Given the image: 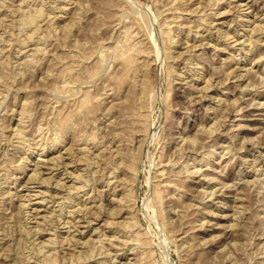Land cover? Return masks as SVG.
I'll use <instances>...</instances> for the list:
<instances>
[{
	"label": "rangeland",
	"instance_id": "374dc122",
	"mask_svg": "<svg viewBox=\"0 0 264 264\" xmlns=\"http://www.w3.org/2000/svg\"><path fill=\"white\" fill-rule=\"evenodd\" d=\"M82 1L32 0L30 8L26 7L25 9L30 12L33 10L34 12L36 8L38 9L40 7L41 2H43L44 9L46 11L51 10V16L56 19L53 20V18L49 16L44 17L46 22L42 20V26L39 28L43 29V31L39 30V37L41 36L40 38H43L42 41L39 37H36L33 43L29 41L28 46L24 48L18 45V39L22 40L23 37H27L28 34V29L23 30L25 28L22 29V26L20 28V23L18 24L16 21L21 17V13L17 16L12 8L11 10L9 9L7 11L9 15L7 23L6 20H2V17H0L2 20L0 22V34H5L4 40L0 39V50L4 49L2 51L3 56L5 54V56L11 57L10 59L13 61L11 66L14 72L13 77L8 79L0 75V192L4 195H0V207L1 210H4L7 218H5L4 224L0 225L1 229L2 226L4 228L2 231L0 229V233L4 234V240L8 243L6 244L5 242L0 246V264H25L24 262L30 264V260L33 264H48L44 262V260L42 261L41 254L39 255L37 253V247H41V244L42 247L44 246V250L47 248L45 251L48 253L50 251L51 253L56 252V250L59 251L58 253L61 260L60 263L58 259L59 264H63V262L64 264H67V262L71 264L73 261L75 264H99L100 262H104L105 264H128L136 261L138 263L140 261V264L141 262H144L143 264H264V84L262 81L260 82L264 77V31L254 34L253 39L258 38L259 45L257 47L255 46V50L253 51L249 52L248 49L244 52L239 51L238 49L245 47V45L234 44V40L237 38L239 41L247 39L257 23L264 24V0H221V2L216 5L208 3L209 0H180L172 6H170V0H111L112 6L110 8L104 6V3H100L103 0H99V2L97 0ZM132 5L133 7H131ZM18 6H20V0H15L13 7L18 9ZM63 6L68 7V12L66 11V13H63L61 11ZM101 6L103 9L104 7L106 8V11L104 9L105 12L102 11L103 9ZM75 7H77V9H75ZM177 7L178 9H175ZM212 7L214 8L211 9ZM109 9L111 11H109ZM29 11L27 13H29ZM116 12L119 13L116 14ZM220 12L221 14H219ZM122 13H124V19L122 18L119 21L116 20L115 23L114 19L116 16ZM175 15H180L179 21L174 19L173 16ZM204 16L208 19H205ZM181 18H183V20H181ZM198 19L200 21H198ZM11 20L15 21V25L13 28H7L6 24H8V22H13ZM3 22H5V24H3ZM141 22L146 23L148 27ZM198 23H200V26L202 25V28L197 25L195 26L196 29L191 27ZM48 24L52 25L47 27L46 25ZM179 24H181V26H179ZM65 26L68 31H64V28H66ZM125 26L130 28L128 29L131 32L133 42L141 41L139 43L141 46L137 48L138 51L144 48V53L140 54L137 52V56L140 57L146 54L145 58H149V61H151L150 63L153 64H151L153 68L151 71H154L152 72V91L150 90L146 95L143 94V96L145 95V97H147H144L147 103L144 100L145 105L142 110V121H140V123H142L139 125L142 128L141 130L144 129L142 132L140 131L144 133V141L141 146H138V150H135V144L138 143V141L135 140L136 134L132 131L131 123H124L126 120L132 121L133 117L136 115H132L130 110L127 109L129 106V96H134L132 95L134 94L132 88H134L133 84L135 79L132 76L130 79L121 81L120 78L123 73L121 65L122 60L119 58H117V60H114V58L112 59L113 50L111 47L118 42L122 45L120 41L125 39V33H123ZM182 26L183 28L181 29ZM17 27H19V29ZM145 27H147V29ZM49 28H51L52 31H50ZM44 29L46 30L44 31ZM147 31L149 32L147 33ZM167 31H171L169 34L170 36L167 35ZM162 32H164V34ZM196 32L199 33L198 36ZM137 33L138 35L135 36ZM9 35L11 38L15 37V39L10 40V37H8ZM226 35L228 39L230 38L229 40ZM219 36L221 37L219 38ZM171 37H174L175 41L171 40L170 43L169 40ZM44 39L45 41H43ZM8 40H10V42ZM14 40L15 42H12ZM38 42H41V44ZM227 43L231 44L228 45ZM249 43L250 42L246 41L247 47H249ZM195 45H197V47L193 48ZM38 47H40V49L43 47V49L37 52L36 49ZM97 49L99 50L98 53L101 52L105 55V63H103L105 65L102 66L99 75H93L89 70H93V67H90L93 64V58L91 59V57L93 53H97ZM34 51L35 57H37L38 60L34 57V60L32 59L29 63H35L32 65L26 63L25 65V58ZM146 51H151V54ZM78 52L86 53L88 54L87 56L91 54L90 60L92 62L90 66H88L89 68L82 72L79 81H71L69 75L60 74V64L64 65V63L70 64L72 62H78ZM183 52L184 54H182ZM37 53H39V55ZM75 54L77 55L75 56L76 59L72 56ZM56 59L59 63H55ZM197 62L200 63L199 66H197ZM202 65L204 69L201 70L199 67ZM195 69H198L199 75L197 76L205 75L206 78H209L208 75H212L211 73L219 70L221 75L219 78L217 75L211 76V83L213 82V86L210 88L209 93L213 94V96L204 97L200 96V93L195 92L196 90L194 89L196 86H199L198 90L205 86L204 82H200L199 84L195 83L193 87L191 86L193 82L189 84L186 83L187 79L190 80L191 77L182 79L193 73ZM231 70H233L234 73ZM226 73L231 75H226ZM216 77L218 79H216ZM221 79L224 81H221ZM217 81L219 84H217ZM64 82L67 83V85H65ZM224 82L226 84H224ZM189 85L194 89H190ZM84 90H89L87 95L84 94ZM189 93L192 95H189ZM218 93L220 96H217ZM82 98L87 101L86 105L84 104L85 107L80 104ZM189 99L190 101H188ZM1 101H3V104ZM63 103H66L65 107H67L68 110L70 107L74 109V107L77 106V108L79 107L80 109L82 106V109H76L78 111H76L75 118L72 120L73 123L71 122L68 126L64 123L58 124L55 122V119L58 121L55 111H57L59 105ZM90 107L91 111H88ZM20 110L21 112H19ZM64 110H66V108ZM23 111V116L25 118L23 117L24 119L21 121V114ZM86 111L89 113H86ZM107 111L109 112L108 115L106 114ZM218 115L223 119L219 118L220 122L214 125V130L219 127V129H216L217 132L212 129L208 131L209 134L204 132V134L199 135V146L195 147L198 149V147L200 148L201 146L200 151L197 149L195 150L192 146L190 148V141L188 143L185 137L188 135L187 138H190L196 135V133H199L196 131L200 130L198 127L202 124L205 125L207 129H210L208 126H210L211 123L214 124L213 122L218 119ZM111 119L117 122L118 128L115 131H112ZM222 120L224 123H222ZM58 125L61 127H63V125L66 126H64V129V127L58 128ZM108 125H110V127ZM19 128H23L22 130H24V133H20L18 131ZM66 128L69 130L66 131ZM60 131H64L63 133L67 132L65 133V142L63 140V142H61L62 144L60 143L55 149L51 148L55 137L58 136L57 134H60ZM94 131L97 132L99 137H103L105 141H108V144L114 140V142L116 141V145L121 144L125 153L129 154L130 152L131 154V152L135 150L137 154L135 158L132 159L135 160L133 161L134 167L131 166V168H128L126 171H123V167L119 164L118 159L113 161L115 166H119L116 175H118L119 181L123 182L124 188L122 191V186H118V192L114 193V188L109 185L107 186L106 182L100 184L95 180L93 173L94 168H88L85 161H79L76 151L67 150V147L72 144V140L70 139H72L73 135L75 136L74 133H76L75 138H78L77 140H80V143H82L81 145L79 144V148H83L85 145L83 141L87 139L89 135L92 137ZM115 132L117 133L115 134ZM18 133L21 134V136ZM181 136H183L182 139ZM204 138H206L205 141ZM202 140L203 142H201ZM114 142L112 143L113 145ZM184 142L186 143L185 147H189L188 151L183 145L181 146L184 148L182 150L179 146V144H185ZM202 145L204 146L202 147ZM90 147L92 149L89 151V155L91 154L90 157L93 160L94 149L92 145H90ZM190 149H192V151ZM209 149L216 150L217 155L215 157H207V151ZM196 151L199 153H196ZM59 153L62 154L61 160L63 162L60 161L59 165L55 168L53 165H50L47 160L49 158L51 159L53 156L60 155ZM197 158L200 161H198ZM92 160L90 162H92ZM167 161L170 162L168 163ZM61 163L64 165L62 166ZM172 163H174V165L176 164L175 168ZM36 165H40V167L37 168L40 170H36ZM90 165L93 166V162L89 163V166ZM189 167L190 169H188ZM196 167L198 172H196ZM164 169L168 172L165 170L164 172L167 174L165 173L164 176L161 175L163 177H160L159 172ZM169 169L172 173H178V176H180L179 181L170 182L171 174H169ZM34 170L38 171V175L40 176H36L39 178H37V180L34 178L32 181L29 175H31ZM188 170H194L195 172L193 171L190 176ZM199 170H202V173ZM80 171L81 174H86L88 176L90 174L89 179L91 181L87 180V182L83 184L84 186L81 188L79 194H74L71 192L72 190L70 187L78 182L76 176ZM102 171L99 173L100 177L107 181L109 172ZM168 174L170 177H168ZM48 175H50V179ZM184 175L188 180L183 178ZM61 176L62 178H60ZM47 178L49 182H47ZM59 179H61V183L64 185L66 182L67 188H65V186L63 188ZM29 180L32 182H29ZM51 180L52 182H50ZM88 182H90V186ZM40 183H42V185ZM118 184L121 183L117 182L115 185ZM84 187L85 189H83ZM243 187H245L246 190H244L245 188ZM248 187L249 190H247ZM187 189L189 190L187 191ZM6 190L8 193L9 190L11 191L12 197L7 195L8 193L6 194ZM92 190L94 192H92ZM96 190L98 192H96ZM202 190L205 191L203 192ZM29 195L32 198H29ZM179 195L184 196H180L179 198ZM23 196L28 198L26 199V197ZM71 196H74L73 205L77 207H75V209L78 210L80 207L79 210H84L83 212H78L81 219L79 225H77V223L74 224L75 221L77 222V218L75 221H72L68 215V208L70 207L66 206L65 202ZM123 196H125L124 199L126 200L125 204H123L124 214L121 216L122 218L120 217L118 220L126 221V215H128L129 218L133 216L136 224L134 226L135 233L137 231L140 233L142 232L139 236L141 241L129 237L128 240L126 239L127 242L130 240L129 243H127L126 240L118 234V227L109 224L110 217L108 216V212L112 211L113 201H119ZM176 196L178 197L176 198ZM46 197L49 200H46ZM93 198L95 199L93 200ZM43 199H45V202H43ZM64 199L66 200L65 202H63ZM77 199H80L79 203ZM101 202L102 205H100ZM84 204L85 207L87 204V207L93 209L92 212L95 214L94 216H92L90 212L88 213ZM26 205L28 207H26ZM94 205L101 206L102 208L104 207L101 212L103 216L98 215L100 214L97 211L99 207ZM54 207L56 212L53 211ZM54 213L56 216L51 215ZM64 213L66 215H64ZM43 214L46 215L43 216ZM62 214L63 217L61 216ZM84 215L87 216V218ZM97 215L101 217L100 221L97 219L99 218ZM239 215L242 216L239 217ZM11 216L15 219L11 218ZM52 216L54 218H52ZM91 216L94 219H92ZM88 219H90V221H88ZM42 220H44V222ZM15 221H17V223H15ZM18 221L21 223L18 224ZM69 222H73V224L70 225ZM233 223L235 224L233 225ZM13 224L15 225L13 226ZM36 229L37 231H35ZM20 232L23 233V235H20ZM76 232L77 234L73 236V233ZM37 233H39V235ZM90 235L92 236L89 239L95 238V240L93 239L92 241L93 243L96 242L98 245H100L101 240L99 241L97 237L101 239L103 236L106 237V235L111 237H107L109 241L106 242L105 249L99 248L100 251L98 250L96 254H93V258L88 261V258H85L87 246H85L82 240L86 241ZM52 236H56L58 241L62 239L61 241H63L64 246H61L60 242L57 243L56 246L55 244L53 246V244L51 245L47 242L49 238H53ZM65 236L69 238L67 239ZM80 236L82 237L81 241ZM113 237H118V239L115 238L116 240H113ZM26 238H28L27 241ZM75 238H77V241ZM14 239L15 242L13 241ZM20 239L22 240L20 241ZM111 240H113L112 243ZM75 241L76 244H73ZM146 241L148 242V244L146 243L147 246L145 245ZM118 242L120 244L122 242V245L125 244L127 247L125 245L120 246V244L118 246ZM139 242H142V246ZM69 244L70 246H68ZM235 244L238 245L235 246ZM28 245L29 247H27ZM46 245H49V248ZM54 248L55 250H53ZM57 248H59V250ZM72 249L74 250L73 256ZM101 250H107L108 252L100 253L102 252ZM75 252H79V255L85 256L84 260L83 258L79 260L81 263L78 260L77 263L74 259V256L75 258L78 256ZM33 254L35 255L33 256ZM70 255L72 257H70ZM22 256L24 258H22ZM58 262L53 264H58Z\"/></svg>",
	"mask_w": 264,
	"mask_h": 264
},
{
	"label": "bare ground",
	"instance_id": "6f19581e",
	"mask_svg": "<svg viewBox=\"0 0 264 264\" xmlns=\"http://www.w3.org/2000/svg\"><path fill=\"white\" fill-rule=\"evenodd\" d=\"M32 0H20V6H18L17 8L18 9H16L15 7H13L14 6V3H15V0H0V17H2V20H6V23H7V18L9 17V15L7 14V11L10 9L11 10V8L14 10V12L16 13L15 15H19V13H21V17L20 18H18V20H16L17 22H18V24L20 23V28H21V26H22V29L23 28H25V29H23V30H27L28 29V34H27V37H23V39L22 40H20V39H18V45L19 46H21V48H24V47H26V46H28V42L29 41H31L32 43H33V40H35V38L36 37H39V30H41V31H43V29H39L41 26H42V23H41V21L42 20H44L45 21V18L44 17H47V16H49V17H51V18H53L52 16H51V10L50 11H46L45 9H44V4H43V2H41V5H40V7L37 9L36 7V10L33 12V10H32V12H30L29 10H27V9H25L26 7H29L30 8V3H32L31 2ZM72 1V0H71ZM79 1V0H78ZM82 1V0H81ZM86 1V0H85ZM87 1H89V0H87ZM98 2H99V0H97ZM111 0H103L102 2H100L101 4H103L104 6H106V7H111L112 6V3L110 2ZM177 1H180V0H170V6H172V5H174ZM60 2V1H59ZM83 2V1H82ZM221 2V0H209V2L208 3H212V5H216V4H218V3H220ZM133 3V2H132ZM36 4V3H35ZM61 4V3H60ZM79 4V3H78ZM81 4V3H80ZM243 4V3H242ZM18 5V4H17ZM52 5V4H51ZM113 5H114V1H113ZM115 5H117V4H115ZM136 5V4H135ZM205 5V4H204ZM212 5H210V6H212ZM34 6V5H33ZM202 6H203V4H202ZM201 6V7H202ZM208 6V5H207ZM232 6V5H231ZM238 6V5H237ZM236 6V7H237ZM48 7V6H47ZM46 7V8H47ZM77 7H78V5H77ZM77 7H75V9H77ZM102 7V6H101ZM131 7H133V5L131 6ZM205 7H206V5H205ZM28 8V9H29ZM35 8H33V9H35ZM67 8L68 7H64L63 6V8L61 9V11L63 12V13H66V11H67ZM169 8V7H168ZM214 7H212L211 9H213ZM250 8V7H249ZM102 9H103V7H102ZM104 9H105V11H106V8L104 7ZM104 9L102 10L103 12H105L104 11ZM131 9H133V8H131ZM136 9V8H135ZM175 9H178V7L177 8H175ZM202 9V8H201ZM205 9V8H204ZM237 9V8H236ZM108 10V9H107ZM113 10V9H112ZM194 10V9H193ZM29 11V13H27ZM46 11V12H45ZM55 11V10H54ZM109 11H111L110 9H109ZM119 11V10H118ZM137 11V10H136ZM68 12V11H67ZM124 12V11H123ZM195 12V11H194ZM12 13V12H11ZM75 13V12H74ZM113 13H114V11H113ZM119 12H116V14H118ZM53 14V13H52ZM104 14V13H103ZM200 14V13H199ZM208 14V13H207ZM219 14H221V12L219 13ZM11 15V14H10ZM14 15V14H13ZM182 15V14H181ZM218 15V14H217ZM58 16V15H57ZM56 16V17H57ZM63 16V15H62ZM116 16V15H115ZM123 16H124V13H122V14H120L119 16L117 15L116 16V18L114 19V22L116 23V20L117 21H119L120 19H122L123 18ZM219 16V15H218ZM106 17V16H105ZM112 17V16H111ZM129 17V16H128ZM174 17V19L175 20H180L179 19V17H180V15H175V16H173ZM203 17V16H202ZM205 17V19L207 18L206 16H204ZM208 17H209V15H208ZM44 18V19H43ZM184 18V17H183ZM183 18H181V20H183ZM9 19V18H8ZM11 19V18H10ZM56 19V18H55ZM54 18H53V20H55ZM124 19V18H123ZM142 19V18H141ZM140 19V20H141ZM204 19V20H205ZM208 19V18H207ZM256 19V18H255ZM1 19H0V22L2 21ZM52 20V21H53ZM185 20V19H184ZM11 21H13V20H11ZM58 21V20H57ZM57 21H56V23H57ZM149 21H151V20H149ZM148 21V22H149ZM198 21H200L199 19H198ZM14 22L15 21H13V22H8V24H6V27L8 28H10V27H14ZM46 22V21H45ZM47 22H48V20H47ZM55 22V21H54ZM59 22V21H58ZM177 22V21H176ZM205 22V21H204ZM207 22H208V20H207ZM141 23H143V22H141ZM3 24H5V22H3ZM2 24V25H3ZM146 23H143V25H145ZM182 24V23H181ZM181 24H179V26H181ZM192 24V23H191ZM1 25V26H2ZM16 25H17V23H16ZM50 25H52V24H50ZM49 24L48 25H46L47 27L48 26H50ZM60 25V24H59ZM187 25V24H186ZM199 26L200 28H202L201 26H200V23H198V24H195V25H193V26H191L192 28L194 27L195 29H196V27L195 26ZM203 25H205V24H203ZM18 26V25H17ZM67 26V25H66ZM65 26V27H66ZM141 26H142V24H141ZM140 26V28L142 29V27ZM146 26H147V24H146ZM55 27V26H54ZM148 27V26H147ZM147 27H145L146 29H147ZM210 27V26H209ZM18 29H19V27H17ZM43 28V27H42ZM129 27H127V26H125V28H124V31H123V33H125V36H124V38L125 39H122L123 41H120V42H122V45L121 44H119V42L116 44L115 43V45L113 46V47H111L112 48V50H113V56H112V59L114 58V60H117V58H119V59H121L122 60V63H121V65H122V70H123V73H122V76H121V81H123V80H125V79H130L132 76L134 77V79H135V82H134V84H133V87L134 88H132L133 89V91H134V94H132V95H134V96H129L130 98H128V100H129V106L127 107V109L128 110H130V113H132V115H135L134 117H133V119H132V121H130V120H126V121H124V123L125 124H128V123H131V127H132V131H134L135 132V134H136V136H135V140L136 141H138V143H136L135 144V150H138V146H141V144H143V141H144V133H141L143 130H141L142 128L140 127V125H141V123H140V121H142V110H143V108H144V100H145V98H147V97H145V95H146V93L147 92H149L150 90H151V88H153V80H152V78H153V75H152V72H154V71H151V69L153 70V68H152V66H151V64L152 63H150L151 61H149V58L148 59H146L145 58V56H146V54L145 55H142V56H137V54L138 53H140V54H143L144 53V51H143V49H141V51L139 50L138 51V46H141L139 43L141 42V41H138V42H133L132 41V38H131V32H130V28L128 29ZM183 28V26L181 27V29ZM185 28V27H184ZM199 28V29H200ZM50 29V31H52L51 30V28H49ZM68 29H69V26H68ZM46 29H44V31H45ZM67 30V27L66 28H64V31H66ZM143 30V29H142ZM218 30H220V29H218ZM14 31V30H13ZM13 31H11V32H13ZM20 31H21V29H20ZM49 31V30H48ZM68 31V30H67ZM146 31V30H145ZM164 31V30H163ZM193 31V30H192ZM198 31V30H197ZM237 31V30H236ZM262 31H264V24L262 25V24H258L257 23V25L254 27V30L253 31H251V34L248 36V38L247 39H245V40H243V41H239V39L237 38L236 40H234L235 41V43H234V41H233V43L234 44H241V45H245V47H243V48H241V49H238L239 51H242V52H244V51H246L247 49H248V51L250 52V51H253V50H255L254 48H255V46L257 47L259 44V39L258 38H255V39H253V36H254V34L255 33H257V32H262ZM2 32V31H1ZM24 32V31H23ZM27 32V31H26ZM121 32H122V30H121ZM149 31H147V33H148ZM165 32H166V30H165ZM170 32L171 31H167V35L168 36H170L169 34H170ZM189 32H190V29H189ZM217 32V31H216ZM139 33V32H138ZM138 33L137 34H135V36L136 35H138ZM163 34H164V32H162ZM197 33V32H196ZM12 34V33H11ZM10 34V35H11ZM162 34V35H163ZM191 34V33H190ZM258 34V33H257ZM10 35L8 36V37H10ZM14 35V34H13ZM41 35V34H40ZM166 35V34H165ZM188 35H189V33H188ZM199 35V33H197V36ZM224 35H225V33H224ZM228 36H230L229 34H227ZM227 35H226V37H227ZM240 35V34H239ZM45 36V35H44ZM196 36V37H197ZM235 36V35H234ZM41 37V36H40ZM39 37V38H40ZM43 37V36H42ZM189 37V36H188ZM221 36H219V38H220ZM231 37V36H230ZM233 37V36H232ZM246 37V36H245ZM4 38H5V34L3 33V35L2 34H0V39H2V40H4ZM7 38V37H6ZM19 38V37H18ZM46 38V37H45ZM199 38V37H198ZM235 38V37H234ZM233 38V39H234ZM10 40H12V39H15V37H13V38H9ZM43 39V38H42ZM42 39L40 38V40L42 41ZM189 39V38H188ZM187 39V40H188ZM227 39H228V37H227ZM230 39V38H229ZM228 39V40H229ZM1 40V41H2ZM10 40H8L9 42H10ZM143 40V39H142ZM171 40H173V41H175L174 40V37H171L170 38V43H171ZM7 41V40H6ZM17 41V40H16ZM38 41V40H37ZM43 41H45V39L43 40ZM47 41V40H46ZM239 41V42H238ZM246 41H248V42H250L249 43V47H247L246 46ZM8 42V43H9ZM12 42H15V40L14 41H12ZM219 42V41H218ZM256 42H257V44H256ZM35 43V42H34ZM38 43H40L41 44V42H38ZM189 43V42H188ZM178 44V43H177ZM211 44V43H210ZM228 44V43H227ZM231 44V43H230ZM230 44H228V45H230ZM261 44V43H260ZM17 45V46H18ZM35 45H36V43H35ZM43 45V44H42ZM35 47V46H34ZM195 47H197V45H195L193 48H195ZM199 47V46H198ZM234 47V46H233ZM3 49V48H2ZM26 49H28V48H26ZM25 49V50H26ZM43 49V47L40 49V47H38L37 49H36V51L38 52L39 50H42ZM94 49V48H93ZM159 49V48H158ZM4 50V49H3ZM3 50H0V75H2L3 77H5L6 79H8V78H12L13 77V74H14V72H13V70H12V66H11V63L13 62V61H11V57H9V56H5V54H4V56L2 55V51ZM96 50V49H95ZM159 50H161V49H159ZM24 51V50H23ZM98 49H97V53H98ZM102 51V50H101ZM152 51V50H151ZM151 51H146V52H150V54H151ZM189 51V50H188ZM21 52V51H20ZM41 52H43V51H41ZM94 52V51H93ZM138 52V53H137ZM160 52V51H159ZM11 53V52H10ZM40 53V52H39ZM39 53H37L38 55H39ZM79 54H78V57H77V61L78 62H72V63H70V64H65L64 62H62V63H64V65H62V64H60V69H59V71H60V74L62 73V75L63 74H66V75H69L70 76V78H71V81L73 80V81H79V77L82 75V72H84V70L85 69H87V68H89L88 66H90V64H91V60H90V57L92 56L91 54H89V56H87L88 54H86V57H85V54L82 52V53H80V52H78ZM97 53H93V56L91 57V59L93 58V64H92V66H90V67H93V70H89V71H91L92 73H93V75H99V71L101 70V68H102V66H104L105 64H103V63H105V55H103L101 52H99L98 54ZM156 53V52H155ZM193 53V52H192ZM247 53V52H246ZM253 53V52H252ZM41 54V53H40ZM77 54V53H76ZM72 55V56H74V58H75V56H77V55ZM96 54V55H95ZM139 54V55H140ZM182 54H184V52L182 53ZM188 54H189V52H188ZM251 54V53H250ZM91 55V56H90ZM147 56H148V53H147ZM188 56V55H187ZM34 57H35V51L33 52V53H30V54H28L27 55V58H25L26 59V61H24L25 62V65H26V63H29L30 61H32V59L34 60ZM149 57V56H148ZM196 57V56H195ZM143 58V59H142ZM192 58H193V56H192ZM24 59V60H25ZM35 59L36 60H38L37 59V57H35ZM76 59V58H75ZM141 59V60H140ZM35 60V61H36ZM73 60V59H72ZM23 61V60H22ZM54 61V60H53ZM74 61H76V60H74ZM198 61V60H197ZM55 62V61H54ZM53 62V63H54ZM33 63H35V62H32V64ZM55 63H59V61H57V59H56V62ZM190 63V62H189ZM188 63V64H189ZM30 64V63H29ZM32 64H30V65H32ZM103 64V65H102ZM199 62H197V66H199ZM153 65V64H152ZM191 65V64H190ZM21 66V65H20ZM27 66H29V65H27ZM26 66V67H27ZM59 66V65H58ZM239 67V66H238ZM243 67V66H242ZM199 68H201V70L202 69H204V66L202 65V66H200ZM217 68V67H216ZM219 68V67H218ZM217 70V69H216ZM251 70V69H250ZM88 71V72H89ZM214 71H215V69H214ZM222 71V70H221ZM233 73H234V71L233 70H231ZM230 71V72H231ZM86 72V71H85ZM207 72V71H206ZM236 72V71H235ZM222 73V72H221ZM212 75H208L209 76V78H206L205 77V75H200V76H197V75H199V73H198V69H195V71H193V73H191L190 75H187L186 77H184V78H182V79H187V78H190L191 77V79L190 80H188L187 79V82L186 83H191V82H193L192 84H191V86H193L195 83H200V82H204V84H205V86L204 87H202V88H200L199 90H198V87L199 86H196L195 87V89L193 88V87H191L190 85V89L191 88H193L194 90H196L195 92H198V93H200V96H204V97H208V96H213V94H210L209 93V90H210V88H212V83H211V80H212V77H213V75L214 76H218V78H219V76H221L220 75V72H219V70L218 71H215V72H213V73H211ZM227 74H229V73H226V75ZM231 74H229V76H230ZM233 75V74H232ZM197 76V77H196ZM212 76V77H211ZM262 77V76H261ZM206 78V79H205ZM217 77H216V79H218ZM215 79V78H214ZM223 79V78H222ZM221 79V81H224V80H222ZM260 79V78H259ZM10 80V79H9ZM69 81V80H68ZM215 81V80H214ZM220 81V80H219ZM262 81V83L264 84V77L262 78V80H260V82ZM65 83V82H64ZM68 84H69V82H68ZM217 84H219V82L217 81ZM221 84V83H220ZM224 84H226L225 82H224ZM65 85H67V83H65ZM70 85V84H69ZM68 85V86H69ZM187 85V84H186ZM222 85V84H221ZM188 86V85H187ZM214 86H216V85H214ZM218 86V85H217ZM225 87H226V85H225ZM219 88V87H218ZM192 89V90H193ZM202 89V90H201ZM204 89V90H203ZM216 89V88H215ZM113 90V89H112ZM193 90V91H194ZM212 90V89H211ZM226 90V89H225ZM255 90V89H254ZM152 91V90H151ZM192 91V92H193ZM247 91V90H246ZM84 94L85 95H87L88 94V92H89V90H84ZM191 92V93H192ZM228 92H229V90H228ZM191 93H189V95L191 94ZM243 93V92H242ZM113 94V93H112ZM143 94H145L144 96H143ZM148 94V93H147ZM195 94V93H194ZM261 94V93H260ZM192 95V94H191ZM222 95V94H221ZM194 96V95H193ZM217 96H220L219 95V93L217 94ZM145 97V98H144ZM222 97V96H221ZM113 98V97H112ZM201 98H203V97H201ZM239 99V98H238ZM2 100V99H1ZM198 100V99H197ZM196 100V101H197ZM243 100V99H242ZM5 101V100H4ZM81 102H80V104L81 105H83L84 106V104L86 105V103H87V101L85 100V99H81L80 100ZM188 101H190V99L188 100ZM221 101V100H220ZM224 101H226V100H224ZM252 101H254V100H252ZM259 101V100H258ZM2 102V104H3V101H1ZM145 102L147 103V100H145ZM192 102V101H191ZM65 104L66 103H63V104H61V105H59V108L57 109V111H55L56 112V116H57V120L59 121H56V119H55V122H57L58 124H60V123H64V124H66L67 126L72 122L73 123V119L75 118V114L77 113L76 111H78V110H80V109H82V106L80 107V109H79V107L77 108V106H75L74 107V109H71V107L69 108V110H68V108L67 107H65ZM221 104V103H220ZM252 104V103H251ZM193 105H194V103H193ZM80 106V105H79ZM218 106V105H217ZM85 107V106H84ZM88 107V106H87ZM66 108V110H64ZM215 108V107H214ZM217 108V107H216ZM76 109H78V110H76ZM85 109H87V108H85ZM94 109V108H93ZM222 109V108H221ZM224 109V108H223ZM22 110V109H21ZM21 110L19 111V112H21ZM64 110V111H63ZM91 111V107L90 108H88V111ZM213 110V109H212ZM239 110V109H238ZM25 111V110H24ZM24 111L22 112V114H21V121L25 118L23 115H24ZM82 111H84V110H82ZM88 111H86V113H89ZM94 111V110H93ZM211 111V110H210ZM85 113V114H86ZM108 111H107V115H108ZM217 114V113H216ZM25 115H26V113H25ZM110 115V114H109ZM55 116V117H56ZM215 116V115H214ZM219 116V115H218ZM24 117V118H23ZM217 117V116H216ZM215 117V118H216ZM29 118V117H28ZM110 118V117H109ZM219 118H221L220 116L218 117V119H216L215 120V122H213L214 124H212L211 123V125H212V127H211V125L210 126H208V127H210V129H207L206 128V126L205 125H201L200 127H198V128H200V130L199 131H196V132H199V133H196V135H194L193 137H190V138H187L188 137V135H187V137H185V139H187V141H188V143H189V141H190V146H189V144H188V146L191 148V146H192V148H195V150L197 149L196 147L197 146H199L198 145V143L200 142L199 141V135H202V134H204V132H207L208 133V131L210 130H212L213 128H214V125H217L220 121H219ZM227 118V117H226ZM221 119H223V118H221ZM19 120V119H18ZM114 120V119H113ZM214 120V119H213ZM20 121V122H21ZM223 121V120H222ZM226 122V121H225ZM27 123V122H26ZM110 123H111V127H112V131H115L118 127V125H117V122H115V120L114 121H112V119L110 120ZM222 123H224V121L222 122ZM19 124H21V123H19ZM109 124V123H108ZM140 124V125H139ZM56 125V124H55ZM66 125H63V127L64 126H66ZM74 125V124H73ZM220 125V124H219ZM71 126V125H70ZM109 127H110V125H108ZM41 127V126H40ZM63 128V127H61V126H59L58 125V128ZM23 128H24V126H23ZM22 128V129H23ZM216 128V127H215ZM218 129H219V127H217ZM216 128V129H217ZM230 128V127H229ZM15 129V128H14ZM17 129V128H16ZM21 128H19L18 129V131L20 132V133H24L23 131L24 130H22ZM25 129V128H24ZM39 129V128H38ZM64 129H65V127H64ZM110 129V128H109ZM214 130V131H216L217 132V130ZM40 130V129H39ZM63 130V129H62ZM69 130V129H68ZM67 130V128H66V131H68ZM229 130V129H228ZM15 131V130H14ZM25 131H26V129H25ZM141 131V132H140ZM221 131V130H220ZM42 132V131H41ZM45 132V131H44ZM64 132V131H63ZM63 132H61L60 131V134H57L58 136L57 137H55V140L53 141V144H52V146H51V148H56L61 142H63V140H64V138L66 137V135H65V133H67V132H65V133H63ZM218 132H219V130H218ZM117 132H115V134H116ZM206 133V134H207ZM213 133V132H212ZM211 133V134H212ZM19 134V133H18ZM75 134V136H76V133H74ZM209 134V133H208ZM219 134V133H218ZM222 134V133H221ZM20 136H21V134H19ZM25 135V134H24ZM213 135H214V133H213ZM217 135V134H216ZM22 136H23V134H22ZM34 136V135H33ZM45 136V135H44ZM75 136L73 135L72 136V139H70V140H72V144H70L68 147H67V150H71V151H76L77 153H78V159H79V161H85V163L88 165V168L89 167H93L94 168V171H93V173H94V176H95V180H97L100 184H104L105 182L107 183V186L109 185V186H112L113 188H114V193H117L118 192V190H117V187L118 186H122V188H121V191L123 190V182H121V181H119L120 179H118V175H116V173L118 172V168H119V166L117 167V166H115L114 165V163H113V161L114 160H117L118 159V161H119V164L123 167V171H126L128 168H131V166H133L134 167V165H133V161H135V160H132V159H134L135 158V155H137L136 153H135V150L133 151V152H131V154H130V152H129V154L128 153H125L123 150H124V148H122L121 147V144H118V145H116V141L114 142V140H112L109 144L107 143L108 141H105V139H103V137H99L98 136V134H97V132L96 131H94L93 132V136L91 137L90 135V137L88 136V138L87 139H85L84 141H83V143L85 144L84 145V147L83 148H79L80 146H79V144L81 145L82 143H80V140L78 141L76 138H75ZM228 136V135H227ZM209 137V136H208ZM18 138H21V137H18ZM25 138V137H24ZM183 138V136H181V139ZM26 139V138H25ZM48 139V138H47ZM189 139V140H188ZM205 139L206 138H204V141H205ZM215 139V138H214ZM23 140V139H22ZM35 140V139H34ZM200 140H201V138H200ZM52 141V140H51ZM135 141V142H136ZM187 141H185V142H187ZM64 142H65V140H64ZM114 142V145L112 144ZM184 142V143H185ZM201 142H203V140L201 141ZM217 143H219L218 141H216ZM215 142V143H216ZM69 143V142H68ZM121 143V142H120ZM214 143V142H213ZM24 144H25V142H24ZM27 144V143H26ZM30 144V143H29ZM62 144V143H61ZM112 144V145H111ZM221 144V143H220ZM39 145V144H38ZM49 145H50V143H49ZM90 145H92L93 146V160H92V158L90 157V155H89V151L92 149L91 147H90ZM116 145V146H115ZM183 145V147H185V145H186V143L185 144H179V146L181 147ZM205 145V144H204ZM204 145H202V147L204 146ZM218 145V144H217ZM46 146V145H45ZM194 146V147H193ZM196 146V147H195ZM207 146V145H206ZM219 146V145H218ZM233 146V145H232ZM34 147V146H33ZM180 147H179V150H180ZM189 147L187 148V147H185V148H187V151H188V149H189ZM209 147H212V146H209ZM217 147V146H216ZM43 148V147H42ZM45 148V147H44ZM25 149V148H24ZM30 149V148H29ZM177 149H178V147H177ZM182 149H184V148H182L181 147V150ZM200 149H201V146H200V148L198 147V151H200ZM203 149V148H202ZM204 149H205V147H204ZM191 151H192V149H190ZM194 150V149H193ZM210 150V149H209ZM207 151L208 153H207V157H215L216 155H217V152H216V150H210V151ZM228 150V149H227ZM29 151V150H28ZM66 151V150H65ZM126 151V150H125ZM183 151H185V150H183ZM182 151V152H183ZM187 151H185V152H187ZM198 151H196V153L198 152ZM206 151V150H205ZM194 152V151H193ZM76 153V154H77ZM91 153V152H90ZM181 153V152H180ZM184 153V152H183ZM195 153V154H196ZM199 153V152H198ZM227 153V152H226ZM60 155H56V156H53V157H51V159L49 160H47V162L50 164V165H53L55 168H56V166L57 165H59V163H60V161H62L61 160V157H62V154L61 153H59ZM70 154H72V153H70ZM185 154V153H184ZM229 154V153H228ZM236 154V153H235ZM69 155V154H68ZM191 155V154H190ZM189 155V156H190ZM202 155V154H201ZM205 155V154H204ZM64 156V155H63ZM70 156V155H69ZM75 156V155H74ZM194 156V155H193ZM72 157H73V155H72ZM65 158V157H64ZM75 158V157H74ZM182 158V157H181ZM195 158V157H194ZM41 159V158H40ZM47 159V158H46ZM67 159V158H66ZM172 159V158H171ZM76 160V159H75ZM92 160V162H93V166L92 165H90L89 166V163H92V162H90ZM169 160H170V158H169ZM193 160V159H192ZM197 160H198V158H197ZM208 160V159H207ZM20 161V160H19ZM46 161V160H45ZM45 161H44V163H45ZM72 161H73V159H72ZM117 161V162H118ZM171 161H173V160H171ZM188 161V160H187ZM198 161H200V160H198ZM63 162V161H62ZM67 162V161H66ZM168 162V161H167ZM170 162V161H169ZM168 162V163H169ZM202 162V161H201ZM200 162V163H201ZM221 162V161H220ZM219 162V163H220ZM68 163V162H67ZM71 163V162H70ZM69 163V164H70ZM72 163H75V162H72ZM78 163V162H77ZM80 163V162H79ZM177 163V162H176ZM38 164V163H37ZM68 164V165H69ZM134 164H135V162H134ZM173 165H174V163H172ZM178 164V163H177ZM228 164V163H227ZM264 164V163H263ZM41 165V164H40ZM40 165L39 166H37V167H35L36 168V170H40V169H37L38 167H40ZM50 165H49V167H50ZM61 165H62V163H61ZM64 165V164H63ZM62 165V166H63ZM71 165V164H70ZM79 165V164H78ZM173 165H172V167H173ZM176 165V164H175ZM175 165H174V168H175ZM203 165V164H202ZM213 165V164H212ZM66 166V165H65ZM169 166H170V164H169ZM184 166V165H183ZM187 166V165H186ZM199 166V165H198ZM229 166V165H228ZM2 167V166H1ZM48 167V166H47ZM53 167V168H54ZM59 167V166H58ZM58 167H57V169H58ZM211 167V166H210ZM230 167V166H229ZM42 168V167H41ZM60 168V167H59ZM66 168H67V166H66ZM200 168H201V165H200ZM220 168V167H219ZM224 168H226V167H224ZM2 169V168H1ZM6 169V168H5ZM68 169V168H67ZM186 169V168H185ZM188 169H190V167L188 168ZM196 169H197V167H196ZM208 169V168H207ZM206 169V170H207ZM211 169V168H210ZM36 170H34V172L33 173H31V175H29V176H31V177H29L32 181H33V179L35 178L36 180H37V178H39V177H36V176H40V175H38V171H36ZM42 170V169H41ZM84 170V169H83ZM102 170H104V171H108L109 172V176H108V180L107 181H105V180H103V178H101L100 177V172L102 171ZM166 169H164V170H162V171H160L159 172V175H160V177H163L164 176V174L166 173V172H164ZM170 170V169H169ZM180 170H182V169H180ZM192 170V169H191ZM195 170V169H194ZM193 170V171H194ZM44 171V170H43ZM42 171V172H43ZM50 171V170H49ZM51 171H52V167H51ZM59 171V170H58ZM68 171H69V169H68ZM68 171H66V172H68ZM84 171H86V170H84ZM167 171V170H166ZM193 171H190V170H188V172H189V175L191 176V174H192V172ZM200 172L202 171V170H199ZM214 171H215V169H214ZM46 172V171H45ZM63 172V171H62ZM72 172V171H71ZM103 172V171H102ZM168 172V171H167ZM195 172V171H194ZM196 172H198V169H197V171ZM212 172H213V170H212ZM53 173V172H52ZM55 173V172H54ZM127 173V172H126ZM202 173V172H201ZM223 173V172H222ZM13 174V173H12ZM42 174V173H41ZM167 174V173H166ZM169 174H171V178H170V182H172V181H179V177L180 176H178V173H172V171L170 170V172H169ZM169 174H168V177H170L169 176ZM187 174V173H186ZM196 174H199V173H196ZM195 174V175H196ZM206 174V173H205ZM204 174V175H205ZM54 175V174H53ZM70 175H72V174H70ZM74 175V174H73ZM76 175V174H75ZM102 175V174H101ZM104 175V174H103ZM156 175H157V173H156ZM161 175H163V176H161ZM241 175H243V174H241ZM42 176V175H41ZM49 176L50 175H48V178H49ZM55 176V175H54ZM89 176H90V174H89ZM88 175H86V174H81V171H80V173L79 174H77V176H76V178H77V183H74L70 188H71V192L72 193H74V194H79V192L81 191V188L84 186L83 184L85 183V182H87V180H90ZM165 176H167V175H165ZM210 176V175H209ZM214 176V175H213ZM263 176V175H262ZM67 177V176H66ZM106 177V176H105ZM167 177V178H168ZM181 177H183V176H181ZM189 177V176H188ZM208 177V176H207ZM215 177V176H214ZM257 177V176H256ZM43 178V177H42ZM47 178V179H48ZM60 178H62V176L60 177ZM183 178H185V179H187L186 178V176L184 175V177ZM182 178V179H183ZM209 178V177H208ZM207 178V179H208ZM15 179V178H14ZM50 179V178H49ZM49 179H48V181L47 182H49ZM74 179V178H73ZM115 179H116V181H115ZM165 179V178H164ZM163 179V180H164ZM184 179V180H185ZM217 179V178H216ZM263 179V178H262ZM6 180V179H5ZM60 180V184H62L61 183V179H59ZM188 180V179H187ZM9 181V180H8ZM32 181H30L29 180V182H32ZM39 181H40V179H39ZM67 181V180H66ZM91 181V180H90ZM168 181V180H167ZM166 181V182H167ZM198 181V180H197ZM209 181V180H208ZM213 181V180H212ZM258 181V180H257ZM50 182H52V180L50 181ZM64 182V181H63ZM74 182H75V179H74ZM121 183V184H118V185H115L116 183ZM126 182V181H125ZM242 182H244V181H242ZM27 183V182H26ZM59 183V182H58ZM89 183V184H88ZM87 184L90 186V182H88ZM235 183V182H234ZM257 183V182H256ZM30 184V183H29ZM41 185H42V183H40ZM45 184V183H44ZM69 184V185H70ZM178 184V183H177ZM222 184V183H221ZM239 184V183H238ZM250 184V183H249ZM3 185V184H2ZM52 185V184H51ZM57 185V184H56ZM63 185V188H64V186H65V188H67L66 187V182H65V185L64 184H62ZM88 185H87V187H88ZM98 185V184H97ZM127 185V184H126ZM180 185V184H179ZM257 185V184H256ZM24 186V185H23ZM53 186V185H52ZM59 186H61V185H59ZM94 186V185H93ZM96 186V185H95ZM192 186V185H191ZM241 186H242V184H241ZM244 186V185H243ZM26 187H27V185H26ZM46 187V186H45ZM58 187V186H57ZM190 187V186H189ZM223 187H225V186H223ZM236 187V186H235ZM60 188H62V187H60ZM195 188V187H194ZM202 188H204V187H202ZM201 188V189H202ZM243 188H245V187H243ZM83 189H85V187L83 188ZM106 189V188H105ZM128 189V188H127ZM190 189V188H189ZM189 189H187V191L189 190ZM196 189V188H195ZM218 189V188H217ZM3 190V189H2ZM62 190H64V189H62ZM68 190V189H67ZM94 190V189H93ZM92 190V192H94ZM98 190V189H97ZM96 190V192H98ZM103 190V189H102ZM101 190V191H102ZM125 190H126V187H125ZM176 190V189H175ZM184 190H185V188H184ZM191 190V189H190ZM244 190H246V188L244 189ZM247 190H249V187H248V189ZM253 190V189H252ZM42 191V190H41ZM58 191V190H57ZM68 191H70V190H68ZM100 191V192H101ZM105 191V190H104ZM128 191H129V189H128ZM178 191V190H177ZM203 192L205 191V190H202ZM210 191V190H209ZM220 191V190H219ZM222 191V190H221ZM224 191V190H223ZM241 191V190H240ZM239 191V192H240ZM259 191V190H258ZM16 192V191H15ZM52 192H54V191H52ZM52 192H51V194H52ZM59 192V191H58ZM91 192V193H92ZM99 192V193H100ZM103 192V191H102ZM102 192H101V194H102ZM206 192H208V191H206ZM238 192V193H239ZM257 192V191H256ZM8 192H7V190H6V194H7ZM27 193H29V192H27ZM39 193V192H38ZM68 193V192H67ZM70 193V192H69ZM87 193V192H86ZM174 193V192H173ZM221 193V192H220ZM242 193V192H241ZM258 193V192H257ZM5 194V195H6ZM42 194V193H41ZM46 194V193H45ZM49 194V193H48ZM57 194V193H56ZM63 194V193H62ZM98 194V193H97ZM104 194V193H103ZM127 194V193H126ZM180 194V193H179ZM182 194V193H181ZM213 194V193H212ZM244 194V193H243ZM259 194V193H258ZM0 195H2V196H4L3 195V193H1L0 192ZM7 195H9L10 197H12L11 196V191L9 190V193L7 194ZM31 195V194H30ZM30 195L28 196L29 198H32V197H30ZM87 195V194H86ZM95 195V194H94ZM93 195V196H94ZM261 195V194H260ZM1 196V197H2ZM19 196V195H18ZM20 196H22V195H20ZM55 196V195H54ZM57 196H59V195H57ZM76 196H78V195H76ZM90 196V195H89ZM127 196V195H126ZM180 196H184V195H179V198H180ZM210 196V195H209ZM215 196V195H214ZM259 196V195H258ZM23 197H26V196H23ZM28 197H26V199L28 198ZM178 196H176V198H177ZM14 198V197H13ZM43 198V197H42ZM52 198H54V197H52ZM66 198V197H65ZM125 196H123L121 199H119V201H113V203L115 204V206H114V204H113V208L111 209L112 211L111 212H108L109 213V217H110V222H109V224L110 225H112V226H114V225H116L117 227H118V229H119V231H118V234L119 235H121L123 238H124V240H128V238L129 237H131L132 239H134V240H137V239H139V236L141 235V233L140 232H136L135 233V230H134V226L136 225L135 224V219L133 218V216L131 217V218H129L128 217V215H126V221L124 220H118V219H120V217L121 216H123V214H124V211H123V204H125ZM233 198V197H232ZM242 198H244V197H242ZM48 198L46 197V200H47ZM63 199V198H62ZM61 199V200H62ZM82 199V198H81ZM88 199V198H87ZM95 198H93V200H94ZM158 199V198H157ZM208 199H211V198H208ZM264 199V198H263ZM49 200V199H48ZM56 200V199H55ZM58 200V199H57ZM78 200V199H77ZM80 200V199H79ZM79 200H78V203H79ZM83 200V199H82ZM86 200V199H85ZM96 200H97V198H96ZM163 200V199H162ZM244 200V199H243ZM4 201V200H3ZM29 201H30V199H29ZM66 200L64 199L63 200V202H65ZM90 201V200H89ZM88 201V202H89ZM123 201H124V203H123ZM161 201V200H160ZM181 201V200H180ZM204 201V200H203ZM41 202V201H40ZM43 202H45V199H43ZM60 202V201H59ZM73 202H74V196L72 197H70L66 202H65V204H66V206H69L70 208H68L69 210H68V212H69V217L71 218V220L72 221H75V219L77 220V222L75 221V223L74 224H76L77 223V225H79V223H80V221H81V219H80V217H79V214H78V212L79 211H81V212H83L84 210H79V208H78V210H76L75 209V205H73ZM81 202V201H80ZM84 202V201H83ZM95 202V201H94ZM93 202V203H94ZM243 202V201H242ZM24 203V202H23ZM28 203V202H27ZM26 203V204H27ZM53 203V202H52ZM109 203H110V201H109ZM112 203V202H111ZM1 204H2V201H1ZM5 204V203H4ZM61 204V203H60ZM106 204V203H105ZM225 204H226V202H225ZM236 204V203H235ZM28 205V204H27ZM26 205V207H28ZM56 205V204H55ZM77 205V204H76ZM100 205H102V202L100 203ZM107 205V204H106ZM112 205V204H111ZM228 205V204H227ZM241 205V204H240ZM19 206V205H18ZM65 206V205H64ZM79 206H80V204H79ZM81 206H82V204H81ZM88 206H90V205H88ZM94 206H97V205H94ZM242 206V205H241ZM56 207V206H55ZM55 207H54V209H53V211H55L56 209H55ZM84 207H85V204H84ZM97 207H99V206H97ZM184 207V206H183ZM233 207V206H232ZM60 208V207H59ZM63 208V207H62ZM77 208V207H76ZM82 208V207H81ZM86 209H87V211H88V213L90 212V214H92V216H94L95 214H93V212H92V210L93 209H91L90 207H87V204H86V207H85ZM104 208V207H103ZM101 206L97 209V211H98V213H100V214H98L99 216L101 215V212H102V209H103ZM109 208H111V207H109ZM129 208H130V206H129ZM84 209V208H83ZM95 209V208H94ZM170 209V208H169ZM198 209V208H197ZM200 209V208H199ZM239 209H240V207H239ZM57 210H58V208H57ZM63 210V209H62ZM127 210H128V208H127ZM127 210H125V211H127ZM243 210V209H242ZM64 211V210H63ZM86 211V212H87ZM177 211V210H176ZM247 211V210H246ZM39 212V211H38ZM37 212V213H38ZM56 212V211H55ZM62 212V211H61ZM67 212V213H68ZM96 212V211H95ZM18 213H19V210H18ZM60 213V212H59ZM97 213V212H96ZM208 213V212H207ZM241 213V212H240ZM40 214V213H39ZM130 214H131V212H130ZM186 214V213H185ZM184 214V215H185ZM238 214H239V212H238ZM237 214V215H238ZM15 215V214H14ZM44 215H46V214H43V216ZM49 215V214H48ZM47 215V216H48ZM51 215H53V216H56V214L54 213V214H51ZM57 215L60 217V215L57 213ZM64 215H66L65 213H64ZM82 215V214H81ZM80 215V216H81ZM87 215V214H86ZM97 215V216H98ZM187 215V214H186ZM9 216V215H8ZM13 216V215H12ZM11 216V218H14V217H12ZM52 216V218H54ZM62 217H63V214L61 215ZM85 216V215H84ZM91 216V217H92ZM98 216V217H99ZM101 216H103V215H101ZM188 216V215H187ZM242 215H239V217H241ZM259 216V215H258ZM34 217H35V215H34ZM61 217V218H62ZM86 218H87V216H85ZM190 217V216H189ZM227 217V216H226ZM260 217V216H259ZM263 217H264V215H263ZM6 218V216H5V212H4V210L2 209L1 210V207H0V225L2 224H4V220H6L5 219ZM22 218V217H21ZM45 218V217H44ZM56 218V217H55ZM95 218H96V216H95ZM101 217H99V218H97L99 221L101 220L100 219ZM122 218V217H121ZM15 219V218H14ZM20 219V218H19ZM64 219V218H63ZM83 219V218H82ZM92 219H94L93 217H92ZM92 219H91V221H92ZM108 219V218H107ZM242 219V218H241ZM240 219V220H241ZM243 219H244V217H243ZM10 220V219H9ZM12 220V219H11ZM17 220V219H16ZM53 220V219H52ZM51 220V221H52ZM56 220H58V219H56ZM70 220V219H69ZM70 220V221H71ZM106 220V219H105ZM109 220V219H108ZM118 220V221H117ZM207 220V219H206ZM43 222H44V220H42ZM50 221V220H49ZM54 221V220H53ZM60 221V220H59ZM62 221V220H61ZM88 221H90V219H88ZM209 221V220H208ZM8 222V221H7ZM45 222H46V220H45ZM47 222H48V220H47ZM93 222H94V220H93ZM15 223H17V221H15ZM21 222H19L18 221V224H20ZM104 223H105V221H104ZM203 223H204V221H203ZM53 224V223H52ZM57 224V223H56ZM69 224L71 225V224H73V222L72 223H70L69 222ZM107 224V223H106ZM211 224V223H210ZM235 223H233V225H234ZM244 224H245V222H244ZM251 224V223H250ZM11 225V224H10ZM15 224H13V226H14ZM17 225V224H16ZM38 225V224H37ZM42 225V224H41ZM45 225H46V223H45ZM84 225H86V224H84ZM91 225H92V223H91ZM196 225V224H195ZM202 225V224H201ZM204 225V224H203ZM247 225V224H246ZM4 226H6V225H4ZM21 226V225H20ZM44 226V225H43ZM59 226V225H58ZM76 226V225H75ZM35 227V226H34ZM39 227H40V225H39ZM73 227V226H72ZM88 227H90V226H88ZM99 227V226H98ZM262 227V226H261ZM10 228V227H9ZM20 228V227H19ZM190 228H192V227H190ZM194 228V227H193ZM199 228V227H198ZM197 228V229H198ZM201 228V227H200ZM240 228V227H239ZM1 229V228H0ZM2 229H4L3 228V226H2ZM2 229H1V231H2ZM58 229H59V227H58ZM69 229H70V226H69ZM196 229V228H195ZM6 230V229H5ZM4 230V231H5ZM10 230V229H9ZM18 230H20V229H18ZM23 230V229H22ZM29 230V229H28ZM40 230V229H39ZM39 230H38V232H39ZM72 230H74V229H72ZM80 230V229H79ZM93 230H94V228H93ZM96 230V229H95ZM98 230V229H97ZM137 230V229H136ZM190 230V229H189ZM0 231V232H1ZM3 231V232H4ZM35 231H37V229L35 230ZM42 231V230H41ZM40 231V232H41ZM44 231H45V229H44ZM75 231H76V227H75ZM252 231V230H251ZM10 232V231H9ZM21 232H23V231H21ZM20 232V235L22 234L23 235V233H21ZM28 232V231H27ZM26 232V233H27ZM30 232V231H29ZM43 232V231H42ZM68 232H69V230H68ZM70 232H72V231H70ZM128 232H130V233H128ZM188 232V231H187ZM5 233V232H4ZM7 233H8V230H7ZM25 233V234H26ZM52 233V232H51ZM85 233V232H84ZM93 233H95V232H93ZM92 233V234H93ZM117 233V232H116ZM10 234V233H9ZM38 235H39V233H37ZM75 234H77V232L76 233H73V236L75 235ZM102 234H103V232H102ZM4 234H1L0 233V246H1V244H4L5 242H6V244H8L7 243V241H5L4 240V236H3ZM82 235V234H81ZM101 235V234H100ZM99 235V236H100ZM233 235V234H232ZM237 235H239V234H237ZM253 235V234H252ZM260 235V234H259ZM6 236H9V235H6ZM68 236V235H67ZM67 236H65L67 239L69 238V237H67ZM72 236V237H73ZM91 236L92 235H90L89 237H88V239L86 240V241H84V240H82L83 241V243L85 244V246H87V253H86V257L84 256V255H79L78 253H76L78 256H76V258H75V256H74V259L76 260V262H77V260L79 261L80 259H82L83 258V260H84V257L85 258H88L87 260L89 261L90 259H92L93 258V254H96V252L99 250V248L100 249H102V248H104L105 247V244H106V242L107 241H109V240H107V239H109V238H107L108 236L106 235V237H104L103 236V238L101 239V238H99V237H97V239H99V241H100V245H98V244H96V242L95 243H93V239L95 240V238H92V239H89V238H91ZM195 236V235H194ZM193 236V237H194ZM26 237V236H25ZM24 237V238H25ZM53 238H49L48 239V241L47 242H49L51 245L53 244V246H54V244H55V246H56V244L57 243H59L60 242V244H61V246H64V244H63V241H58L57 240V238H56V236L54 237V236H52ZM81 237V236H80ZM109 237H111V236H109ZM189 237V236H188ZM196 237V236H195ZM249 237H250V235H249ZM252 237V236H251ZM262 237V236H261ZM13 238V237H12ZM20 238H22V237H20ZM34 238V237H33ZM116 237H113V240L115 239ZM192 238V237H191ZM236 238V237H235ZM9 239H10V237H9ZM17 239V238H16ZM19 239V238H18ZM27 239L28 238H26V241H27ZM35 239V238H34ZM70 239H71V236H70ZM76 239V241H77V238H75ZM81 239H82V237L80 238V241H81ZM112 239V238H111ZM116 239H118V237L116 238ZM115 239V240H116ZM120 239V238H119ZM8 240V239H7ZM22 239H20V241H21ZM37 240V239H36ZM64 240V239H63ZM66 240V239H65ZM113 240H111V243L113 242ZM127 240H126V242H127ZM14 242H15V239L13 240ZM24 241V240H23ZM30 241V240H29ZM34 241V240H33ZM69 241V240H68ZM76 241H75V243H73V244H76ZM79 241V240H78ZM97 241V240H96ZM130 241V240H129ZM129 241L127 242V243H129ZM139 241H141L140 239H139ZM37 242V241H36ZM44 242V241H43ZM62 242V243H61ZM66 243H68L67 241H65ZM64 242V243H65ZM72 242H74V241H72ZM71 242V243H72ZM120 242V241H119ZM118 242V246H119V243ZM123 242V241H122ZM122 242H121V244H120V246H124V245H122ZM143 242V241H142ZM142 242L140 243V245L142 244ZM235 242V241H234ZM240 242V241H239ZM12 243V242H11ZM70 243V242H69ZM79 243V242H78ZM81 243V242H80ZM115 243H116V241H115ZM148 244V242L146 241L145 242V245L147 246V244ZM251 243V242H250ZM27 244V243H26ZM63 244V245H62ZM143 244H144V242H143ZM239 244H241V243H239ZM253 244V243H252ZM9 245H11V244H9ZM8 245V246H9ZM109 245V244H108ZM107 245V246H108ZM114 245V244H113ZM113 245H111V246H113ZM116 245V246H117ZM128 245H130V244H128ZM137 245V244H136ZM190 245V244H189ZM238 245V244H237ZM236 244H235V246H237ZM248 245V244H247ZM13 246V245H12ZM37 246H39V245H37ZM47 246V245H46ZM45 246V247H46ZM52 246V247H53ZM58 246V245H57ZM68 246H70V244L68 245ZM71 246H72V244H71ZM106 246V247H107ZM117 246V247H118ZM126 246V245H125ZM142 246V245H141ZM24 247V246H23ZM27 247H29V245L27 246ZM35 247V246H34ZM44 247V246H43ZM42 247V244H41V247H37V253L40 255L41 254V258H42V261L44 260V262H46V263H48V264H50V263H56V262H58V259H59V262L61 263V260H60V257H59V251H57L56 250V252H52L51 253V251L48 253V252H46L45 250L47 249V248H45V250H44V248ZM48 248H49V245L47 246ZM51 247V246H50ZM74 247V246H73ZM116 247V248H117ZM127 247V246H126ZM186 247V246H185ZM10 248V247H9ZM109 248H110V245H109ZM119 248V247H118ZM122 248V247H121ZM136 248V247H135ZM239 248V247H238ZM243 248H244V246H243ZM3 249V248H2ZM5 249V248H4ZM7 249V248H6ZM35 249V248H34ZM58 250H59V248H57ZM69 249H70V247H69ZM105 249V248H104ZM126 249V248H125ZM8 250V249H7ZM11 250V249H10ZM19 250V249H18ZM21 250V249H20ZM25 250H26V248H25ZM28 250V249H27ZM49 250V249H48ZM53 250H55V248L53 249ZM73 250V249H72ZM74 250H75V248H74ZM74 250H73V253H72V256L74 255ZM79 250V249H78ZM117 250V249H116ZM128 250V249H127ZM132 250V249H131ZM6 251V250H5ZM70 251H71V249H70ZM82 251V250H81ZM100 251V250H99ZM102 252H100V253H105L107 250H105V251H103V250H101ZM119 251V250H118ZM3 252V251H2ZM22 252V251H21ZM20 252V253H21ZM108 252V251H107ZM106 252V253H107ZM110 252V251H109ZM243 252H244V250H243ZM14 253V252H13ZM61 253V252H60ZM66 253V252H65ZM202 253V252H201ZM206 253V252H205ZM19 254V253H18ZM29 254H30V251H29ZM28 254V255H29ZM35 254H36V252H35ZM35 254H33V256L35 255ZM66 254H68V253H66ZM75 254V255H76ZM81 254V253H80ZM83 254V253H82ZM228 254V253H227ZM24 255H25V253H24ZM63 255V254H62ZM61 255V256H62ZM99 255H101V254H99ZM9 256V255H8ZM37 256V255H36ZM71 255H70V257H72ZM103 256V255H102ZM205 256V255H204ZM225 256V255H224ZM19 257H20V255H19ZM26 257H27V255H26ZM25 257V258H26ZM30 258H33L32 256H29ZM40 257V256H39ZM38 257V258H39ZM65 257H66V255H65ZM64 257V258H65ZM95 257V256H94ZM22 258H24L23 256H22ZM28 258V257H27ZM64 258H63V260H64ZM68 258V257H67ZM18 259V258H17ZM40 259V258H39ZM71 259H73V258H71ZM130 259V258H129ZM134 259V258H133ZM226 259V258H225ZM229 259V258H228ZM36 260V259H35ZM41 260V259H40ZM136 260V259H135ZM16 261V260H15ZM27 261V260H26ZM29 261V260H28ZM66 261V260H65ZM96 261V260H95ZM233 261V260H232ZM41 262V261H40ZM43 262V263H44ZM59 262H58V264H59ZM74 262V261H73ZM72 262V263H73ZM80 262V261H79ZM83 262V261H82ZM86 262V261H85ZM236 262V261H235ZM261 262V261H260ZM25 264H26V262H24ZM37 263V262H36ZM71 263V264H72ZM78 263V262H77ZM81 263V262H80ZM89 263V262H88ZM144 263V262H143ZM142 262H141V264H143ZM30 264H33L32 263V261L30 260ZM63 264H64V262H63ZM67 264H69L68 262H67ZM73 264H75V262L73 263ZM97 264V263H96ZM99 264H105L104 262H100ZM119 264V263H118ZM128 264H140V261H139V263L136 261V262H132V263H128ZM147 264V263H146Z\"/></svg>",
	"mask_w": 264,
	"mask_h": 264
}]
</instances>
